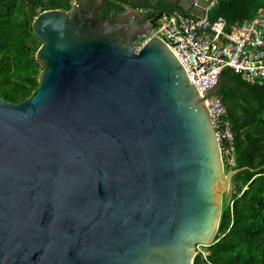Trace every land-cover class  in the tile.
<instances>
[{"label":"water","instance_id":"1","mask_svg":"<svg viewBox=\"0 0 264 264\" xmlns=\"http://www.w3.org/2000/svg\"><path fill=\"white\" fill-rule=\"evenodd\" d=\"M105 2L40 14L39 86L0 98V264H194L246 170L226 172L208 113L221 79L201 95L152 36L209 1L102 17Z\"/></svg>","mask_w":264,"mask_h":264},{"label":"trees","instance_id":"2","mask_svg":"<svg viewBox=\"0 0 264 264\" xmlns=\"http://www.w3.org/2000/svg\"><path fill=\"white\" fill-rule=\"evenodd\" d=\"M74 1L0 0V98L22 103L38 88L41 67L36 54L42 42L34 34L33 22L46 11L70 12ZM134 1L106 0L101 16L140 8ZM263 2L219 0L209 19L225 20L227 31H231L255 19ZM148 5L162 12L176 6L173 0H148ZM160 17L154 18V28ZM220 79L235 139L236 165L226 164L225 170H246L232 178V203L227 206L228 197L224 199L208 262L198 255L194 264H264V86L247 83L231 69L224 70Z\"/></svg>","mask_w":264,"mask_h":264},{"label":"built area","instance_id":"3","mask_svg":"<svg viewBox=\"0 0 264 264\" xmlns=\"http://www.w3.org/2000/svg\"><path fill=\"white\" fill-rule=\"evenodd\" d=\"M208 14L219 0H208ZM152 36L162 39L182 64L191 84L202 95L214 87L226 69L233 70L252 85L264 86V17L227 31L223 19L211 22L205 18L173 12L162 14ZM216 130L224 166L234 168L235 139L227 110L217 99L206 103ZM197 256L208 262V248L199 246Z\"/></svg>","mask_w":264,"mask_h":264},{"label":"crops","instance_id":"4","mask_svg":"<svg viewBox=\"0 0 264 264\" xmlns=\"http://www.w3.org/2000/svg\"><path fill=\"white\" fill-rule=\"evenodd\" d=\"M258 13H259L260 16L264 17V2H263V5H262V8L259 10Z\"/></svg>","mask_w":264,"mask_h":264},{"label":"flooded vegetation","instance_id":"5","mask_svg":"<svg viewBox=\"0 0 264 264\" xmlns=\"http://www.w3.org/2000/svg\"><path fill=\"white\" fill-rule=\"evenodd\" d=\"M151 6V5H150ZM140 8H141V6H140ZM109 15H113V13H110Z\"/></svg>","mask_w":264,"mask_h":264},{"label":"rangeland","instance_id":"6","mask_svg":"<svg viewBox=\"0 0 264 264\" xmlns=\"http://www.w3.org/2000/svg\"><path fill=\"white\" fill-rule=\"evenodd\" d=\"M140 46H141V45L139 44L137 47L140 48Z\"/></svg>","mask_w":264,"mask_h":264}]
</instances>
